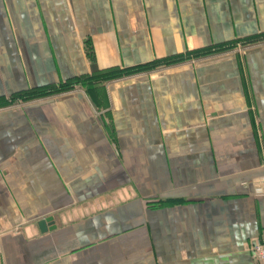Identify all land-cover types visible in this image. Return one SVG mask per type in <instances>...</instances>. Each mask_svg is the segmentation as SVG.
<instances>
[{
  "label": "crops",
  "instance_id": "0c3cea01",
  "mask_svg": "<svg viewBox=\"0 0 264 264\" xmlns=\"http://www.w3.org/2000/svg\"><path fill=\"white\" fill-rule=\"evenodd\" d=\"M87 41L179 62L89 81ZM263 234L264 0H0V264H258Z\"/></svg>",
  "mask_w": 264,
  "mask_h": 264
},
{
  "label": "trees",
  "instance_id": "16d2710c",
  "mask_svg": "<svg viewBox=\"0 0 264 264\" xmlns=\"http://www.w3.org/2000/svg\"><path fill=\"white\" fill-rule=\"evenodd\" d=\"M86 43V56H88V58L90 59V61L92 62L93 64V67H95V56H93L94 52H93V47H92V44L89 43L88 41L85 42ZM210 52H206V53H203L202 55H209ZM197 56H201V55H197ZM179 61L177 60H170V61H163V62H159V63H155V64H151V65H146L145 67H141L139 69H135V70H125V71H121V70H116V69H113L111 71H106V72H100L98 73L96 71V69L94 68V74L92 75V78L89 79V81H111L113 79H119V78H124V76H132V75H137L139 73H142V72H145V71H148V70H152V69H155V68H158V67H162V66H170L172 64H175ZM86 81V80H85ZM85 81H83L82 85L84 88H88L90 90V88L92 87L93 83H86ZM76 84H81L80 82H77V81H71L70 83H67L66 85L62 86L60 88V90H54V91H51V92H45V91H42V92H38V93H31V95H25L24 99L23 100H32V99H36V98H39V97H46L52 93H56V92H63V91H69L71 89H73V86L76 85ZM88 90V91H89Z\"/></svg>",
  "mask_w": 264,
  "mask_h": 264
},
{
  "label": "built area",
  "instance_id": "2783aa9c",
  "mask_svg": "<svg viewBox=\"0 0 264 264\" xmlns=\"http://www.w3.org/2000/svg\"><path fill=\"white\" fill-rule=\"evenodd\" d=\"M252 256L258 264H264V234L250 248Z\"/></svg>",
  "mask_w": 264,
  "mask_h": 264
},
{
  "label": "water",
  "instance_id": "95a60500",
  "mask_svg": "<svg viewBox=\"0 0 264 264\" xmlns=\"http://www.w3.org/2000/svg\"><path fill=\"white\" fill-rule=\"evenodd\" d=\"M52 219H45L41 221L37 226H39L42 233H46L54 229L52 225Z\"/></svg>",
  "mask_w": 264,
  "mask_h": 264
},
{
  "label": "rangeland",
  "instance_id": "374dc122",
  "mask_svg": "<svg viewBox=\"0 0 264 264\" xmlns=\"http://www.w3.org/2000/svg\"><path fill=\"white\" fill-rule=\"evenodd\" d=\"M70 91V90H69ZM63 92H68V91H63Z\"/></svg>",
  "mask_w": 264,
  "mask_h": 264
}]
</instances>
